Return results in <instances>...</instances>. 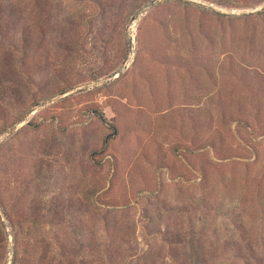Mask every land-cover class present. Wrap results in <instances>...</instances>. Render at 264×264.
<instances>
[{"label":"rangeland","instance_id":"rangeland-1","mask_svg":"<svg viewBox=\"0 0 264 264\" xmlns=\"http://www.w3.org/2000/svg\"><path fill=\"white\" fill-rule=\"evenodd\" d=\"M0 31V199L38 209L29 237L264 264V0H0ZM13 234L0 201V264Z\"/></svg>","mask_w":264,"mask_h":264},{"label":"trees","instance_id":"trees-1","mask_svg":"<svg viewBox=\"0 0 264 264\" xmlns=\"http://www.w3.org/2000/svg\"><path fill=\"white\" fill-rule=\"evenodd\" d=\"M10 11L11 9H8V12ZM25 31L26 29H24L22 34L25 36L23 39H26L27 37ZM0 201L11 222L14 232L13 252L10 264H76L75 241H65L61 238H53V236L40 240L38 238L34 239L29 237L33 229H36L38 225L42 226L46 223V220L42 219V215H40L38 209H25L26 207L21 208L23 210H21L20 216L25 225L22 231L21 224L23 222L15 221L11 204L9 206L7 202L5 203L1 199ZM19 232L26 233L28 238L20 237ZM1 249L2 245L0 246V250Z\"/></svg>","mask_w":264,"mask_h":264},{"label":"water","instance_id":"water-1","mask_svg":"<svg viewBox=\"0 0 264 264\" xmlns=\"http://www.w3.org/2000/svg\"><path fill=\"white\" fill-rule=\"evenodd\" d=\"M153 1H155V0H151V2H153ZM255 9H256V8H255ZM138 15H139V14H134V15H132V19L137 18ZM125 64H126V62L123 61L122 65H121V68H123V67L125 66ZM117 71H118V70H117ZM117 71H115V73H116Z\"/></svg>","mask_w":264,"mask_h":264}]
</instances>
